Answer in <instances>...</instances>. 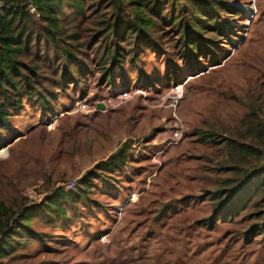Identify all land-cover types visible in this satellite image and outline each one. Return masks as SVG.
<instances>
[{"label":"rangeland","instance_id":"rangeland-1","mask_svg":"<svg viewBox=\"0 0 264 264\" xmlns=\"http://www.w3.org/2000/svg\"><path fill=\"white\" fill-rule=\"evenodd\" d=\"M216 2L221 25L201 35L212 51L186 60L166 27L149 49L158 64L143 55L112 74L113 86L89 66L50 107L25 102L11 116L0 200L27 209L56 189L74 198L61 201L64 215L30 212L47 245L29 244L10 264H264V239L216 226L211 203L232 178L227 140L257 146L250 173L264 167V0ZM121 148L124 162L103 165Z\"/></svg>","mask_w":264,"mask_h":264},{"label":"trees","instance_id":"trees-1","mask_svg":"<svg viewBox=\"0 0 264 264\" xmlns=\"http://www.w3.org/2000/svg\"><path fill=\"white\" fill-rule=\"evenodd\" d=\"M218 7L216 0H99L98 7L93 0H0V139L25 102L50 107L56 95L89 66L97 67L101 79L110 82L112 74L125 64L135 67L143 55L158 64L149 49L158 47L166 27L176 34L186 60L203 50L212 51L215 44L203 42L201 35L212 23L219 29L221 24L213 17ZM89 26L91 34L85 37ZM146 77L142 73L137 79ZM225 147L234 154L232 178L220 182L226 193L217 189L213 194L215 225L233 227L244 239H264V167L252 174L247 166L255 159L257 146L229 139ZM116 159L124 162L122 148L102 163H109L108 167ZM93 171L82 178L81 190ZM68 197L74 195L56 189L40 206L27 209H14L0 200V264L25 255L31 243L46 246V234L29 229L30 212L47 218L52 213L64 215L61 201Z\"/></svg>","mask_w":264,"mask_h":264},{"label":"built area","instance_id":"built-area-1","mask_svg":"<svg viewBox=\"0 0 264 264\" xmlns=\"http://www.w3.org/2000/svg\"><path fill=\"white\" fill-rule=\"evenodd\" d=\"M30 12H31V13H34V9H33V8H30ZM178 87H179V86H177L176 88H174V90L178 91ZM122 96H123L124 98L127 97V96H129V98L131 97L130 93H128V92H124ZM129 98H128V99H129ZM173 137H174V139H178V138H179V132H178V131H175V132L173 133Z\"/></svg>","mask_w":264,"mask_h":264},{"label":"water","instance_id":"water-1","mask_svg":"<svg viewBox=\"0 0 264 264\" xmlns=\"http://www.w3.org/2000/svg\"><path fill=\"white\" fill-rule=\"evenodd\" d=\"M97 110L99 111L104 110V106L102 104H97Z\"/></svg>","mask_w":264,"mask_h":264},{"label":"clouds","instance_id":"clouds-1","mask_svg":"<svg viewBox=\"0 0 264 264\" xmlns=\"http://www.w3.org/2000/svg\"><path fill=\"white\" fill-rule=\"evenodd\" d=\"M180 87V86H179Z\"/></svg>","mask_w":264,"mask_h":264}]
</instances>
